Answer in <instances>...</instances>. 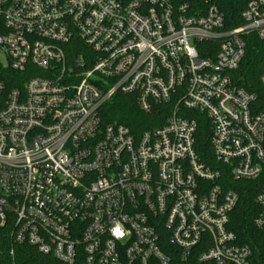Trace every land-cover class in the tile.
<instances>
[{"label": "built area", "instance_id": "2783aa9c", "mask_svg": "<svg viewBox=\"0 0 264 264\" xmlns=\"http://www.w3.org/2000/svg\"><path fill=\"white\" fill-rule=\"evenodd\" d=\"M240 21L183 0H0L17 75L0 82V237L61 264H250L229 220L255 183L264 230V114L233 73L245 37L264 43V0ZM115 96L163 123H106Z\"/></svg>", "mask_w": 264, "mask_h": 264}, {"label": "trees", "instance_id": "16d2710c", "mask_svg": "<svg viewBox=\"0 0 264 264\" xmlns=\"http://www.w3.org/2000/svg\"><path fill=\"white\" fill-rule=\"evenodd\" d=\"M193 12H201L208 6H215L223 15L225 29L241 25L240 14L245 0H183ZM245 53L233 80L238 87L255 96V106L264 114V86L260 77L264 74V43L254 35L245 37ZM17 75L8 67L0 64V82L11 87ZM106 123L126 126L131 132L139 134L145 130L160 126L163 119L158 112L143 114L130 97L115 96L102 111ZM197 148L202 154H209L207 127L200 126L197 135ZM239 196L237 206L230 215L229 228L236 237L239 246L247 247L251 252L250 264H264V230L255 227L254 219L258 215L254 203L260 186L255 183H237ZM12 252V254H11ZM0 264H61L51 257L38 254L33 248L14 244L8 236L0 237ZM170 264H199L194 258L182 261L177 251Z\"/></svg>", "mask_w": 264, "mask_h": 264}, {"label": "rangeland", "instance_id": "374dc122", "mask_svg": "<svg viewBox=\"0 0 264 264\" xmlns=\"http://www.w3.org/2000/svg\"><path fill=\"white\" fill-rule=\"evenodd\" d=\"M0 64L4 65L5 64V58L4 56L0 53Z\"/></svg>", "mask_w": 264, "mask_h": 264}, {"label": "snow or ice", "instance_id": "6c2138e0", "mask_svg": "<svg viewBox=\"0 0 264 264\" xmlns=\"http://www.w3.org/2000/svg\"><path fill=\"white\" fill-rule=\"evenodd\" d=\"M120 233H119V231L117 230V235H119Z\"/></svg>", "mask_w": 264, "mask_h": 264}]
</instances>
